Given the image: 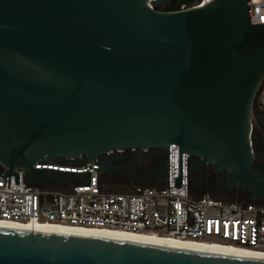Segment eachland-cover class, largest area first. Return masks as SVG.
Listing matches in <instances>:
<instances>
[{
  "label": "water",
  "instance_id": "water-1",
  "mask_svg": "<svg viewBox=\"0 0 264 264\" xmlns=\"http://www.w3.org/2000/svg\"><path fill=\"white\" fill-rule=\"evenodd\" d=\"M0 0V165L31 185L168 180V150L189 155L197 194L264 202L254 103L264 22L251 0ZM180 184V179L178 180ZM212 194V193H211ZM239 201H242L239 198ZM244 202V201H243ZM0 264H264L228 249L118 234L0 226Z\"/></svg>",
  "mask_w": 264,
  "mask_h": 264
},
{
  "label": "built area",
  "instance_id": "built-area-1",
  "mask_svg": "<svg viewBox=\"0 0 264 264\" xmlns=\"http://www.w3.org/2000/svg\"><path fill=\"white\" fill-rule=\"evenodd\" d=\"M251 16L264 22V0H251ZM168 161L165 184H137L124 191L110 189L95 163L38 166L89 175L88 183L82 176L69 181L70 188L31 185L22 170L7 175L3 167L0 220L158 234L264 252L263 203L197 194L189 180V155L177 143L170 144Z\"/></svg>",
  "mask_w": 264,
  "mask_h": 264
},
{
  "label": "bare ground",
  "instance_id": "bare-ground-1",
  "mask_svg": "<svg viewBox=\"0 0 264 264\" xmlns=\"http://www.w3.org/2000/svg\"><path fill=\"white\" fill-rule=\"evenodd\" d=\"M0 226H20V227H44V228H58V229H73V230H85V231H93V232H101V233H110V234H118L125 235L131 237H138L144 239H151L163 242L191 245V246H199V247H208V248H221L228 249L240 254L255 256L264 258V252L249 250L243 247L234 246L226 243H217V242H201L194 240H182L173 238L170 236H161L158 234H140V233H132L122 230H107V229H95V228H83V227H75V226H65V225H56V224H43L39 222H17V221H6L0 220Z\"/></svg>",
  "mask_w": 264,
  "mask_h": 264
},
{
  "label": "trees",
  "instance_id": "trees-1",
  "mask_svg": "<svg viewBox=\"0 0 264 264\" xmlns=\"http://www.w3.org/2000/svg\"><path fill=\"white\" fill-rule=\"evenodd\" d=\"M197 0H172L166 4H157L155 7L158 10H163V11H174V10H179L182 8V6L191 7L193 6ZM264 86V83L262 84L259 93L261 92L262 88ZM259 93L257 95V98L254 103V118L258 124V126L264 131V109L262 108L260 102H259ZM0 169H4L3 166L0 165ZM113 183V184H111ZM109 183V188L112 189L114 187H121V191L124 190L126 183L124 182H119L118 184L111 182ZM113 185V186H112ZM113 190V189H112ZM114 191V190H113ZM116 191V189H115ZM227 196V195H226ZM222 197V196H221ZM234 198H237L236 196H232ZM225 198V197H224ZM227 199V198H226ZM238 199V198H237Z\"/></svg>",
  "mask_w": 264,
  "mask_h": 264
},
{
  "label": "rangeland",
  "instance_id": "rangeland-1",
  "mask_svg": "<svg viewBox=\"0 0 264 264\" xmlns=\"http://www.w3.org/2000/svg\"><path fill=\"white\" fill-rule=\"evenodd\" d=\"M258 98H259V102H260L262 108L264 109V86H263L261 92L259 93V97H258ZM253 122H254L255 130H257L258 132H260V127L258 126V124H257V122H256V120H255L254 117H253ZM263 136H264V133H263ZM110 183H111V182H110ZM111 184H113V183H111ZM137 184H142V185H155V180H154V179H148V180H142V181L137 182V183H132V184H130L129 186H125L124 190H127V189H129L130 187H132V186H134V185H137ZM112 186H113V185H112ZM112 189H113L114 191H115V189H116V191H121V190H122L121 187H119V186H118V187H114V186H113ZM209 189H210L211 193L216 194V195H220V196H222L223 198L225 197V198L230 199V200H239V199L234 198V197L226 196L225 194H218L217 191L211 189V187H209ZM124 190H123V191H124Z\"/></svg>",
  "mask_w": 264,
  "mask_h": 264
},
{
  "label": "flooded vegetation",
  "instance_id": "flooded-vegetation-1",
  "mask_svg": "<svg viewBox=\"0 0 264 264\" xmlns=\"http://www.w3.org/2000/svg\"><path fill=\"white\" fill-rule=\"evenodd\" d=\"M263 133H264V131L261 128H260V132H258L256 130L257 143L259 144L258 147H259V150L261 151L262 154H264V136H263ZM119 182L126 183V186H129L130 184L134 183L133 181H127L123 178H118L117 180L114 181V183H116V184H118ZM215 191H217V190H215ZM217 193L218 194H225V195L230 196V197L236 196L238 199L240 198L244 202H248L250 199L249 194H245V196L239 197L237 195H229V194L218 192V191H217ZM213 195H216V194H213ZM218 196H220V195H218ZM260 203L264 204V202H260Z\"/></svg>",
  "mask_w": 264,
  "mask_h": 264
}]
</instances>
